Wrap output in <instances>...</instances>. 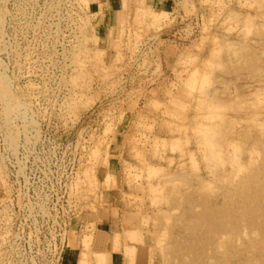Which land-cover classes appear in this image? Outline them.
Masks as SVG:
<instances>
[{"label":"rangeland","instance_id":"1","mask_svg":"<svg viewBox=\"0 0 264 264\" xmlns=\"http://www.w3.org/2000/svg\"><path fill=\"white\" fill-rule=\"evenodd\" d=\"M158 1L0 0V264H264V0Z\"/></svg>","mask_w":264,"mask_h":264},{"label":"crops","instance_id":"2","mask_svg":"<svg viewBox=\"0 0 264 264\" xmlns=\"http://www.w3.org/2000/svg\"><path fill=\"white\" fill-rule=\"evenodd\" d=\"M89 9L94 14H100L110 12L111 14L119 9L121 0H88ZM168 0L158 1L161 9L164 11H171L173 3L167 2ZM117 207H107L98 213L93 223L95 225V231L93 233L92 254H105L107 256V264H125L126 260L123 257V246H116V239L122 238L123 235H129L131 226H136L133 222H129L122 217L121 211L118 212ZM127 221V222H126ZM129 222V223H128ZM84 225L78 221L76 225L71 229L67 238L66 249L63 253V259L66 264H78L83 247L82 234ZM132 230V231H133ZM139 232V228L137 231ZM117 235V237H115Z\"/></svg>","mask_w":264,"mask_h":264},{"label":"bare ground","instance_id":"3","mask_svg":"<svg viewBox=\"0 0 264 264\" xmlns=\"http://www.w3.org/2000/svg\"><path fill=\"white\" fill-rule=\"evenodd\" d=\"M2 79V78H1ZM3 93V92H2ZM3 102V101H2ZM20 107V106H19ZM7 109H8V107H7ZM9 113V112H8Z\"/></svg>","mask_w":264,"mask_h":264}]
</instances>
